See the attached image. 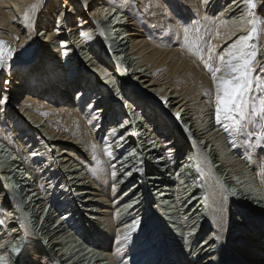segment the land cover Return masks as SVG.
I'll use <instances>...</instances> for the list:
<instances>
[{"label":"bare ground","instance_id":"1","mask_svg":"<svg viewBox=\"0 0 264 264\" xmlns=\"http://www.w3.org/2000/svg\"><path fill=\"white\" fill-rule=\"evenodd\" d=\"M254 2L256 3V8L253 10L254 17L264 20V0H254ZM33 3H36V0H0V40L5 41L8 47L15 50L8 66L1 68L8 70L0 73V79L4 73L7 75L2 85L0 80V101L2 100V103L0 102V113L3 112L4 105H9V102H20L17 104L19 107L24 106V102L28 101L36 102L46 109L49 106L50 109L53 106L56 107V109H52L60 115V117L58 116L60 120H57L58 124H62V122L65 124L63 123V126L60 125V130L56 132H52V130L48 133L53 137V139L48 141V145L49 148L53 147L58 150L55 152L53 148L51 149L54 150V153L59 154L58 158H60V164H62L64 170L62 166V170H58V167H55L57 165L54 160L52 166L57 169L54 171L56 177L66 173L71 178L70 181L62 179V182L65 187H68L67 190L71 188L79 189V193L76 195L77 199H80V204L83 208L79 207L77 202L76 206L72 207L71 203L75 201V196L73 198L65 196L66 202L70 200L67 204L72 207L71 214L65 212L61 216L58 214V216L52 218L51 207H49L48 213L40 224L39 218L43 216L45 209L48 208L47 206L54 205L50 203L52 201L50 200V192L53 190L50 189L54 186L52 184L54 180L50 179V175L47 174L48 170L45 171V175H42L39 169L40 166H37L38 168L34 170V167L29 166V164L27 170H30L29 172L34 178L32 179V175L25 171L24 174L29 175L28 179L21 171H16L13 163L9 169H14V172L9 173L8 169L5 179H12L15 185H18L19 189L17 191H19L20 201L16 199L17 197L13 193L16 198L12 202L13 205L11 206L10 204L12 208L9 211L12 212L14 217L8 218L11 220H8V222L15 225L12 221L16 220L20 229L24 231L19 232L20 234L18 235L16 234L18 232L14 230L16 226L12 227L10 229L12 233L11 231L10 233L13 237L10 240V244L14 242L15 239L13 238L21 237L19 246L22 244L21 241L24 240L22 256L28 264H125L123 256L130 251H132L133 255L127 259L128 264H139L137 258L145 256L142 259V264H180L182 261L179 255L170 249L171 246L172 248L173 246L179 248L177 244L179 243L180 245V241L177 233L181 226L189 227L193 232L196 229L203 230L205 228L204 222L207 221L203 213L207 212L208 208L214 225L213 232L217 231L216 233H218V243L216 244L212 237H206V240L197 243L199 237H202V233L196 235L193 238L194 240L191 239L192 246L195 245L196 247L184 252L186 248L191 247L188 245V247H184V251H180L185 254L190 253V257L186 260L196 257L193 262L189 261L187 264H264V145L262 144L263 147L259 146L263 141L258 144L257 136L255 134L251 136L254 139V141H251L254 151L251 153L250 173L240 162H234L231 160L232 158L228 157V153L234 152V146L228 145L229 147L225 148V136L223 137V134L232 130H225L224 124L226 121L222 120L223 122L220 124L216 120L212 122L210 120L212 117H210L208 111H211L213 107L212 100H214L215 104V85L212 78L210 79L204 75V62L202 63L200 59L201 54H204V56L211 55L207 59L213 58L211 62L216 61L218 67L220 66L219 56L225 55L240 37L250 34L252 25L248 21L254 17L247 15L245 0H116L114 6L111 4V0H58V2L57 0H41L38 10L35 13L29 12L31 21L26 24L23 20L24 13L30 9ZM114 7L122 8L119 10L124 11V16L126 17L125 31L116 37V32L112 29V26L117 20L111 22L116 17L115 13L112 14V8ZM67 8L68 12L65 11ZM63 12L64 17L61 19V13ZM71 12H73L72 15H70ZM43 16L46 19L45 23L42 22ZM70 16L73 17L72 21L69 19ZM107 18L108 25L104 27L102 33L97 35V31H94L95 24ZM51 20L54 23L51 24ZM193 21L197 23L207 21L208 27L204 26L203 28H207L205 31H209L204 34L200 33V38L203 37L205 43L210 39L209 49H211V53L208 50L205 52L201 48L205 44L199 39H196V42L190 41L191 44L188 42L189 37L187 38V36L189 35L187 34L188 30L193 28ZM39 27V33L43 34L42 39L39 38V35H36V29ZM82 32L87 33L91 38L86 39L81 35ZM93 33L95 34L92 35ZM96 37L103 44H106V47L108 45L106 40H110L112 43L115 40V42L120 44L126 39L125 45H127V48L122 45V49L117 47L113 52H110V49L108 50L109 53L107 55L110 54L113 57L115 66L117 65L116 58L120 57V55H124V59H129L131 63L130 69H132L131 74L134 78L132 81L136 80L137 84L144 86L143 88H146L147 92L154 96L152 100L146 98L154 102L156 106L158 103L162 110L169 108L170 111L174 112L175 117L180 119L181 126L189 125L190 133L187 132L186 135L189 142L193 143L196 140V148L197 144L201 143V145L204 144V149H206L210 142L211 147H215L210 150L211 155L209 153L208 158L196 149L198 167L195 172L192 171L194 161H191L194 157L189 155L190 149H188L187 145L181 146L179 140H175L177 138L176 132L180 128L175 129V132L171 131L166 121L161 116H158L159 114L155 113L154 108L148 105L147 102H141L136 96H131L129 99L127 97L128 101L134 100L135 106H137L134 108L137 116L140 112L144 117L141 120L146 121L149 127H138L139 125L137 124L143 125L140 121L137 123L135 121L133 123L126 121L128 126L120 124L122 120L119 108L114 102L112 103V94L106 91V83H98L94 81V77L95 75L103 76V79L109 81L108 85L111 84L118 96L123 94L124 87L127 85L133 86V84L129 82L127 73L125 71L123 73V70L121 71V77H116V74L119 73H113L115 68L111 66V63L109 66L106 62L105 54H101L97 50V43L99 44V42H97L98 39ZM197 40L199 41L197 42ZM254 43L258 45L257 61L254 65L256 71L254 73L260 71L264 78V69L260 67L261 64H264V24H261L259 40L257 41L253 38L249 41V44ZM198 46L201 47L198 48ZM31 50V56L35 55V57H31L29 60H35L37 56L43 58L42 62L36 66L24 65L27 60L19 57L23 53L31 52ZM79 51L84 52L83 54H88V56L97 52L100 54L99 57L94 56L93 60L88 61L90 63L89 66L95 69V71L90 70L94 79L85 73V75L81 74L77 78L75 69L77 68L76 65H79V62L77 63L79 59L77 53ZM206 53L207 55H205ZM227 59L228 57L225 55V60ZM57 62L63 65V68L67 71H62L55 67ZM100 65L106 69V74L105 69L100 67ZM33 67L36 68L35 72H42L43 76L49 79L48 84H50V86L46 85V89H41L42 86H40V91L37 93H34L36 88L33 87L31 89L28 86L30 84L25 83L23 80ZM119 69H121V66ZM77 70L82 71L83 69L80 67ZM129 71L128 69L127 72ZM154 73L156 74L155 76L160 77L155 79ZM217 75L224 76L225 72L221 71ZM19 82L22 84L20 87L22 91L15 98L14 94L20 92L17 91L18 88L16 87ZM92 82L96 85L92 86ZM80 83H84V85L82 86ZM99 87L101 89H98ZM136 88L137 94L142 95L141 90L138 87ZM183 88H185L184 92L182 91ZM54 92H57V94ZM7 94L10 98L9 101ZM54 94L56 95L55 97H53ZM93 94H95L93 98L95 100L91 101ZM107 96L110 97L109 100H105ZM210 96L212 97L210 98ZM44 97L46 100H42ZM210 99L212 100L210 101ZM69 102L70 104L73 102L72 105ZM109 103L112 107L108 110ZM68 106L69 108H67ZM19 112V114L25 115V120H31L32 125H34L31 127L33 130L43 127L40 122L41 117L37 118L31 112L24 111L22 107ZM47 116L51 117L52 115L47 114ZM98 119L101 121V124H99L100 128L97 125ZM153 125L154 127H152ZM134 126L137 127L136 130L138 132L139 130L142 131V134L140 133L142 136L135 132L138 143L135 144L132 139L128 141V138L122 141V138L129 130L135 131ZM146 128H150L153 131ZM18 129L20 131L16 127V131L13 133L16 139L17 135H20L21 139L27 136L23 133V129ZM226 138H228V135ZM21 139L18 137V140L24 145V149L15 146L21 153L20 156L26 157L25 152L27 151L28 157L33 159L37 157L38 150L36 148L35 150L33 149L32 142H30L32 145H29L30 143L27 140H24L26 143H23ZM145 139L154 141L153 144H161V147L158 150V147H153L154 145L148 148L145 146L147 143ZM173 139L175 141L172 143ZM1 146H8L0 140V156L2 157L4 154ZM136 147H140L139 150L141 149V161L143 162V170L147 173L146 176L150 178L151 174H157L160 183L157 182L159 185L151 184L147 179L145 181L144 177H141V179L143 178L141 180L142 186V183L140 186H136L138 184H135V186L130 185L124 190L128 183L132 182V179L135 180V175L138 173L135 172L136 168L134 166L136 162L134 161V156H127L128 152H130L129 148L133 149ZM64 148L68 150L62 152ZM171 148L178 149L174 159L170 157L172 156ZM191 148L194 149V147ZM10 149L12 148L10 147ZM160 151L162 155L158 154ZM182 153L186 155H182ZM51 156L53 157V154ZM210 158L215 161L211 163ZM162 159L164 161L160 162ZM150 161H153L152 165ZM16 162L18 163L17 160ZM183 164L185 165L182 166ZM179 166L180 168L182 166V169L184 167V170L185 168L187 169L190 178H195L196 176L199 177L198 181L202 180L204 185L202 188L204 187L207 197V207L206 203L204 206L203 202H201L195 208L198 200L194 202V198L199 194V186L196 188L190 186V182L181 183L180 185L171 183L169 185L171 181L170 175L177 180L181 176V169L177 170ZM168 169L171 171L169 177L166 175ZM209 173L210 175H215L213 179L210 178ZM45 178L50 181L48 183L50 185L48 186L50 187L49 191L45 189L46 185H48ZM31 181L35 182L34 189ZM165 181L167 184H165ZM7 182L9 183V181ZM229 182L236 187L237 193L230 192L228 188L225 189ZM150 187L154 189L155 194L158 193L155 200L152 198V192L150 193ZM31 193L33 195L27 202L24 198H29ZM171 193L172 195H170ZM138 194L139 196H137ZM238 194L241 196L240 202L243 205L240 208L249 214L241 211L246 216H250V220L256 218L254 221L256 224H249L248 226L251 228V233L248 230L250 228L247 225L245 227L241 218L237 219L239 214L237 213L236 205L238 202H234V197ZM1 196L2 194L0 195V200ZM172 196L174 201L170 200ZM39 197L43 198L42 200L45 201V204L41 203L42 201H38L40 200ZM36 198L38 199L36 200ZM142 198L145 202L144 205L143 200L139 202ZM183 199H186V202ZM244 199L245 203L243 202ZM182 200L183 202H181ZM190 200H192L191 203ZM165 202L169 205L174 203L175 206L178 205L180 211H183L181 224L180 222L170 224V220L173 219L174 221V219L178 218V214L174 213V217L167 215ZM187 203L192 207H186ZM156 204L157 206H155ZM249 205L251 207L245 209ZM198 208L201 209L198 210ZM74 209H77L76 211L83 209L82 211L86 213L84 216L86 221L87 219H93V221L95 220L98 223L93 227L91 226L93 229H89V232H94L91 239L94 240L96 237L99 239L97 241L99 243L98 249L100 248L102 253H98V255L94 253L92 256L90 255V259L86 257L87 254H84V252L82 254L84 250H76L80 247L79 244L76 246L71 240L68 241L69 238L66 240L68 236L63 235L65 234H62L63 231L61 232V237L53 236V233H57L59 228L60 232L72 222L73 214L76 213ZM154 209L163 211L162 214L168 221L163 220L164 222L162 223L154 222L155 225L150 221L147 222L146 220L150 218L148 213L153 214L152 211ZM190 211H192L191 214ZM25 213L29 216L28 219ZM130 215H133V217L127 220ZM154 215H151V218ZM233 216L237 217L238 223L233 222L235 221ZM32 221L35 224L32 225ZM59 221L61 222L55 227L54 225ZM133 224H135L134 228L131 227ZM162 226H165L166 229H162ZM32 230L40 234V239L33 235ZM148 232H150L149 241ZM210 239L212 240L209 241ZM40 241L46 242V247ZM143 245H149V247L147 246V251L141 252ZM10 247L11 245L8 248L4 247L7 249L6 251L5 249L3 252L0 251V257L6 258V264L8 263L6 256L10 254ZM46 249L52 255L46 254ZM96 256H103L105 262H100ZM93 258L94 260L91 261Z\"/></svg>","mask_w":264,"mask_h":264},{"label":"rangeland","instance_id":"2","mask_svg":"<svg viewBox=\"0 0 264 264\" xmlns=\"http://www.w3.org/2000/svg\"><path fill=\"white\" fill-rule=\"evenodd\" d=\"M52 1V0H51ZM118 1V0H117ZM57 2H58V0H57ZM61 3V2H60ZM111 4L114 6L115 4H116V0H111ZM61 6H62V3H61ZM64 6V5H63ZM73 8V7H72ZM119 9H122V8H119ZM118 8H112V14H116V17H114V19L111 21V22H113L114 20H117V22H114L113 23V26H112V29L116 32V34H115V37L116 36H119V34H122L125 30V21H126V17L124 16V11H121V10H119ZM119 10V11H118ZM172 10V9H171ZM65 11H69L68 10V8H67V10H65ZM72 13L73 12H71L70 13V15H72ZM64 17V12L63 13H61V19ZM42 18V17H41ZM72 16H70L69 17V19H71V21H72ZM122 18V19H121ZM129 18V17H128ZM124 19V20H123ZM108 21V18L107 19H104L102 22L101 21H99L97 24H95V28H94V31H97V35H99L100 33H102V31H103V29H104V27L106 26V25H108L107 22ZM42 22H46V19L44 18V16H43V18H42ZM55 22H56V20H55ZM120 22V23H119ZM204 22H205V24H204ZM52 23H54V21H52L51 20V24ZM118 23V25H116ZM200 23V24H199ZM199 23H197V22H194L193 21V23H192V25H193V28H191L190 30H188V34L187 35H189V36H187V38L189 39H187L188 40V42L191 44V42L190 41H195L196 42V39H199L200 41H203L204 42V39H203V37H201L200 38V33H202V34H204V33H206V32H208V31H205V30H207V28H203L204 26H206V27H208V25L206 24L207 23V21H201V22H199ZM50 24V25H51ZM199 24V25H198ZM61 25H63V23H61ZM191 25V26H192ZM118 26V27H117ZM118 29V30H117ZM194 29H195V31H194ZM204 29V30H203ZM117 30V31H116ZM201 32H200V31ZM39 31H40V27L39 28H37L36 29V35H39V38L40 39H42L43 38V34H41V33H39ZM45 32V31H44ZM118 33V34H117ZM210 33V32H209ZM95 33H93L92 35H94ZM198 34V35H197ZM41 36V37H40ZM198 37V38H197ZM192 38H195V39H192ZM96 39H98V37H96ZM121 39V38H120ZM123 39V38H122ZM255 39V38H254ZM199 40H197V42L199 41ZM125 41V42H124ZM124 41H122V43L120 42V44H119V42H115V40L113 41V43L112 42H110V40H106V43H108V45H107V47H106V44H103V42L100 40V39H98L97 40V42H99V44L97 43V46H98V51L101 53V54H105V56H106V58H107V60H106V62H107V64L110 66V63H111V66L112 67H114L115 69H114V71H113V73H119V74H116V77L118 76V77H121V74H122V72L124 73V71H125V73H127V77L129 78L128 80H129V82L131 83V84H133V86L131 85H127L126 87H124V91L122 92L123 94H120L119 96L117 95V92H115V90H113L114 88H112L111 87V84L110 85H108V83H109V81H106V80H104L103 79V76H97V75H95V79L93 78V76H92V73H90V70H93V71H95V69H92V67H90L89 65H90V63L88 62V61H90L91 59L93 60V57L94 56H97V57H99V53L97 52L96 54H91V55H89L88 56V54H83L82 52H80L79 51V53H77V57L79 58L78 59V61H77V63L79 62V65H76V67L79 69L80 67H81V69H83L82 71H80V70H77V68L75 69V73H77V78L82 74V75H85V74H87L88 76H90V77H92L93 79H94V81H97L98 83L99 82H104V84H105V86H106V88H107V90L106 91H108L110 94H112L111 95V100H113L112 101V103L114 102L115 104H116V106H117V108H119L118 110L120 111V115H121V120H122V122L120 123V124H125V125H127L126 123L129 121V122H132L133 123V121H135L136 123L137 122H141V123H143V125L142 124H137V125H139L138 127H140V126H143V127H149V124L148 123H146V121H143V120H141L142 118H144L143 117V115L142 114H140V112L138 113V116H137V113H136V111H135V109L134 108H136L137 106H135V102H134V100H129L128 101V99H129V97H131V96H136V97H138L139 99H140V101L141 102H147L148 103V105H150L152 108H154V110H155V113H157V114H159L158 116H161V118L164 120V121H166V123L169 125L168 126V128L171 130V131H174L175 132V129H177V128H180L181 129V131H180V129H178L177 130V132H176V135H177V138L175 139V140H179V143H180V145L182 146V145H187L188 146V149H190L189 151H190V153H189V155L191 156V157H194V159H195V161L193 162L194 164H193V166H192V171H194L195 172V169H197V158H198V153L196 152V149H197V151H199L201 154H204L205 155V157L207 156V158H208V154L210 153V150L212 149H214L215 147H211V142L207 145V148L206 149H204L205 148V146H204V144L203 145H201V143H199V144H197V148L195 147L196 146V140L193 142V143H191V142H189V139H188V136L186 135L187 134V132H189L190 130H189V125L188 126H185V127H183V126H181L180 125V123H181V121H180V119L178 118V117H175V115H174V112H172V111H170L169 110V108H166V110H162V107L161 106H159L158 105V103H157V106H156V104L154 103V102H151V101H149V99H147V98H150L151 100H152V98L154 97L152 94H150V92H147V90H146V88H143L144 86H142L141 84H137V81L136 80H133L132 81V79H134L133 78V76H132V74H131V71H132V69H130V66H131V63L129 62V59H124V55H120V57H117L116 58V60H117V65L115 66V63H113L114 62V59H113V57L109 54V55H107L109 52H108V50L110 49V52H113L114 50H115V48H123V46H126V47H124V48H127V45H125V43L127 42L126 41V39L124 40ZM209 41H210V39H208V41H207V43H205L204 42V44L205 45H203L204 46V48H203V46L201 47V46H198V48L199 47H201L202 49H204V51L206 52V50H210L209 48H210V44H209ZM115 44V45H114ZM255 44V43H254ZM104 45V46H103ZM120 45V46H119ZM123 45V46H122ZM207 46H208V48H207ZM35 47V46H34ZM121 48V49H122ZM120 49V50H121ZM197 49V48H196ZM116 50H119V49H116ZM119 50V51H120ZM197 50H199V49H197ZM207 51V52H208ZM203 52V51H202ZM31 53H32V50H31V52H26V53H23L21 56H19L21 59H23V60H27V62H25V64L24 65H33V66H36L37 64H40V62H42V60H43V58H41V56L40 57H38L37 56V59H35V60H29L31 57H35V55H32L31 56ZM209 53H211L210 51H209ZM208 53V54H209ZM126 54V53H125ZM129 54V53H128ZM201 55H203V57H204V60L202 61L201 60V62L203 63L204 61H208L209 63H211L214 67H217V64H216V61H214V62H211V61H213V58H211L210 60L209 59H207V57L208 58H210V56H204V54H201ZM205 55H207V53L205 54ZM104 56V57H105ZM120 58V59H119ZM76 64V63H75ZM60 63L59 62H57V63H55V67H57V68H59V70H62V71H67V70H65L64 68H63V65H60ZM203 65V64H202ZM120 66H121V69H119L120 68ZM69 67V66H68ZM83 67V68H82ZM100 67H103V66H101L100 65ZM111 67V68H112ZM52 68H53V64H52ZM104 68V67H103ZM105 69V68H104ZM128 69L130 70L129 72H127L128 71ZM6 71V70H8V69H1L0 68V73L2 72V71ZM35 70H36V68L35 67H33L32 68V70L30 71V72H28L27 73V76L23 79L24 81H25V83H29L30 85H28V86H30V88L32 89L33 87L34 88H36L35 90L36 91H34V93H37V92H39L40 90H39V88H40V86H42V88L41 89H46L47 88V86L46 85H49L50 86V84H48V81H49V79L48 78H46L45 76H43V73L41 72V73H39V72H35ZM115 70H116V72H115ZM123 70V71H122ZM127 70V71H126ZM77 71H79V72H77ZM104 71V70H103ZM118 71V72H117ZM122 71V72H121ZM206 71V72H205ZM137 72H139L138 70H137ZM85 73V74H84ZM203 73H204V75H206L208 78H210L211 79V73L207 70V69H203ZM105 74H106V69H105ZM112 74V73H111ZM1 75V74H0ZM156 74L154 73V76H155ZM6 74L4 73L3 74V76H1V85H2V82L4 81V79L6 78ZM151 76V75H150ZM152 76H153V74H152ZM254 76L256 77V80H254V83H253V91L251 92V97H252V100L253 101H256V100H258V98L261 96V95H264V93H262L261 91H259V90H257V83H256V81H258V80H260L261 78H263V75L260 73V71L259 72H256V73H254ZM115 77V78H116ZM117 77V78H118ZM160 76H155V79H157V78H159ZM73 79V78H72ZM160 79H162V78H160ZM82 86L84 85V83H80ZM94 82H92V86H94ZM137 84V85H136ZM4 85V84H3ZM96 85V84H95ZM22 86V84H21V82H19L18 84H16V87L18 88V90L17 91H20V92H18V93H15L14 94V97L15 98H17L18 97V95H20L21 94V87ZM102 86V85H101ZM136 87H138V89L139 90H141V94L142 95H138L137 94V88ZM103 88H104V86H103ZM37 89H38V91H37ZM75 89V88H74ZM98 89H101V87H99ZM136 89V90H135ZM184 89L185 88H183L182 89V91L184 92ZM103 90V89H102ZM104 91H105V89H104ZM74 92H76V91H74ZM47 93V92H46ZM55 94H57V92H54ZM107 93V92H106ZM139 93H140V91H139ZM54 94V96L53 97H55L56 95ZM94 95L95 94H93V96H92V99H91V101H93V100H95V99H93L94 98ZM186 95V94H185ZM7 96H8V94H7ZM117 96V97H116ZM140 96V97H139ZM127 97H128V99H127ZM147 97V98H146ZM212 96H210V98H211ZM8 98H9V96H8ZM7 98V99H8ZM71 98V97H70ZM69 98V99H70ZM116 98H118L117 100H116ZM10 99V98H9ZM46 100V98L44 97V98H42V100ZM110 99V97L109 96H107V97H105V100H109ZM24 100V99H23ZM71 100V99H70ZM212 99H210V101H211ZM50 101V100H49ZM213 101V107L211 108V111H208V113L210 114V117H212L210 120H211V122L214 120H216V118H215V104H214V100H212ZM1 103H2V100L0 101ZM130 102H131V106H130ZM20 102H16V103H12V104H9V105H4V110H2L3 112H1L0 113V140H1V142L2 143H4L5 145H7L8 147H4V146H1L2 147V152H3V156L1 157L0 156V195L2 194V198H1V200H0V220H2V221H4V223L3 224H0V251L1 252H3V250L5 249V248H8V246H10L11 245V247L9 248V251H10V254L9 255H7L6 257L8 258V263L7 264H28V262L26 261V259L22 256V252H23V250H24V241H21L22 243H23V245H22V247H21V245L19 246V240L21 239V237H17V238H13V239H15L14 240V242L12 243V244H10L11 243V241L10 240H12V237H13V235H11V233H12V231L10 230V229H12V227L14 228V226H16L15 228L16 229H14V230H16L18 233H16V234H20L21 232H23L22 231V229H20V226L18 225V223H17V221L16 220H14V221H12V222H14L15 223V225H13V224H11L10 222H8V220L9 221H11L10 219H8V218H12V217H14V215L12 214V212L11 211H9L12 207V205H13V201H15V197L13 196V193L15 194V196L18 198V192L19 191H17L18 189H19V187H18V185L16 186L15 185V182H14V180H12V179H5L6 178V176L5 175H7V170L11 167V165H13V163L15 164V168H16V171L17 172H22L23 174H24V172L25 171H28V173L29 174H31V172H29L30 170H27V168H28V164H29V166H33L34 167V170H36V168H38L37 166H40L39 167V169L41 170L40 172H42L41 174L42 175H45V171L46 170H48V175H50L49 177H50V179H52V180H54V182L52 183L54 186H52V188L50 189V190H52V192L54 191V193L56 194H54V193H52V192H50L51 193V195H50V200H52V201H50V203H51V205L52 204H54V205H52V206H47L48 208H46L45 209V212H44V214H43V216L42 217H40L39 218V222H40V224H41V222L44 220L43 218H45V216H46V214L48 213V210H49V207H51V215H52V218H54L55 216H58V214L61 216L62 215V213H65V212H68V213H70L71 214V210H72V207H74V205L75 204H77V203H79L78 205H79V207H81V204H80V199L78 200L77 199V193H79V189L77 190V189H75V188H71L70 190H67L68 189V187H65V184L62 182V179H65V180H68V181H70L71 180V178L65 173V174H63V175H59L58 177H56V173H54V171L55 170H57V169H54V166H52V163L55 161V163H56V165L57 166H55V167H58V170H60L61 169V166H62V164H60V158H58V153H54V150H55V152L56 151H58V150H56V149H54L53 147H51V148H49V145H48V141L49 140H51V139H53V137L51 136V135H49L48 133L49 132H51L52 130V132H56V131H58V130H60L61 128H59V127H61V126H63L65 123L64 122H62V124L61 123H59L58 124V122H57V120H60V118H58V116L60 117V115H58L57 114V112H54V108L56 109V107H51V109H50V106L49 107H47V109H48V111H47V109L44 107V106H42V105H39L38 103H32V102H30V101H28V102H24V106L22 105L21 106V104H20V106L24 109V111L26 110V111H28V112H31V114H33V115H35L37 118H40V122H41V125L43 126V127H39V128H36L35 130H33L31 127H33L34 125H32V122H31V120H28L27 121V119L25 120L24 119V116L25 115H21V114H19L20 112V108L21 107H19V105L17 106V104H19ZM30 103H31V107H30ZM73 103V102H72ZM72 103L70 104V102H69V104L70 105H72ZM129 103V104H128ZM110 104V103H109ZM69 105V106H70ZM29 106V107H28ZM36 106V107H35ZM52 106V105H51ZM69 106L67 107V108H69ZM159 106V107H158ZM112 106H111V104L110 105H108V110L111 108ZM31 108H33V109H31ZM53 108V109H52ZM71 108V107H70ZM31 110V111H30ZM52 110H53V112H52ZM7 112V115H6V112ZM40 111V112H39ZM50 111V112H49ZM201 111V110H200ZM5 112V113H4ZM52 112V113H51ZM249 112H251V105H250V107H249ZM47 114H50V115H52L51 117H48L47 116ZM11 115V116H10ZM174 115V116H173ZM10 116V117H9ZM141 116V117H140ZM23 117V118H22ZM9 118V119H8ZM24 120H25V122H24ZM100 119H98V122H97V125H98V127L100 128L101 126L99 125V124H101V121H99ZM145 120V119H144ZM249 120H250V122L249 123H247V125H246V127L242 130V131H239V132H236V131H228L227 133H225V134H223V137H224V146H225V148H227V147H229V146H234L233 147V151L234 152H232V153H228V157H230V159L232 160V161H234V162H236V161H238V162H240L243 166H245V168H247V170L249 171V173L251 172V163H250V161H251V153L254 151L253 149V147H252V144H251V141H254V139L251 137L253 134H255V133H257V132H259L260 131V128H259V119L257 118V117H252V116H250L249 117ZM258 120V121H257ZM27 121V122H26ZM29 121H30V123H29ZM127 121V122H126ZM143 121V122H142ZM11 124H10V123ZM44 122H45V124H44ZM48 122V123H47ZM223 122V121H222ZM225 122V121H224ZM252 122V123H251ZM25 123V124H24ZM29 123V124H28ZM64 123V124H63ZM131 123V124H132ZM227 123V122H226ZM10 124V125H9ZM221 124V123H220ZM51 125V126H50ZM61 125V126H60ZM254 125V126H253ZM13 126H15L14 128H13ZM45 126H46V128H45ZM136 126V125H135ZM134 126V127H135ZM222 126V125H221ZM256 126V127H255ZM16 127H17V130L18 131H20L18 128H21V129H23V133H25L27 136H25V137H23L22 139L20 138V135L18 136L17 135V139L15 138V136H14V131H16ZM53 127V128H52ZM121 127H123V126H121ZM152 127H154V125L152 126ZM25 128V129H24ZM45 129V130H44ZM50 131H49V130ZM137 129V127H135V131L134 130H132V131H130L129 130V132H127V134H125V136L122 138V141L123 140H125V139H127L128 138V141L129 140H134L135 141V144H137L138 142L136 141L137 140V134L138 135H141L142 134V131H140L139 130V132L136 130ZM146 129H150V128H146ZM183 130V131H182ZM254 130V131H253ZM28 131V132H27ZM46 131V132H45ZM150 131H153L152 129H150ZM256 131V132H255ZM27 132V133H26ZM137 134H136V133ZM185 132V133H184ZM254 132V133H253ZM141 133V134H140ZM190 133V132H189ZM248 133H253L252 135H249ZM106 134V133H105ZM233 134V135H232ZM48 135V136H47ZM228 135V138H226V136ZM229 135H231V136H229ZM50 136V137H49ZM142 136V135H141ZM164 136V135H163ZM256 136V135H255ZM18 137H19V139H21L22 141H23V143H26V142H24V140L26 141H28L29 143L30 142H32V144L30 143L29 145H32L34 148V150H35V148L38 150V156L37 157H35L34 159L33 158H30V157H28V152L26 151L25 152V156L26 157H24V156H20L21 155V153L18 151V149L15 147V146H19L20 148H23L24 149V145L22 144V142L20 141V140H18ZM30 138V139H29ZM45 138V139H44ZM47 138V139H46ZM10 139H12V140H10ZM41 139V140H40ZM231 139V140H230ZM253 139V140H252ZM3 140V141H2ZM146 141H147V143L145 144V146L146 147H148V148H151L153 145V147L154 148H157V150L161 147V144L159 145L158 143H156V144H153L154 143V141H149V140H147V139H145ZM174 139L172 140V143H173V141H175ZM248 141V142H247ZM6 142H7V144H6ZM27 142V143H28ZM232 143V144H231ZM246 143V144H245ZM11 144H12V146H11ZM15 144V145H14ZM251 144V145H250ZM264 145V141L261 143V144H259V146H262L263 147V145ZM9 145H10V147L12 148V149H10V147H9ZM190 145V146H189ZM229 145V146H228ZM258 145V144H257ZM249 146V147H248ZM45 147V148H44ZM191 147H194V149H192ZM54 149V150H51V149ZM139 148L140 147H136V148H129V150H130V152H128V154H127V156L129 155V156H134V161L136 162V165L134 166L136 169H135V172H138L136 175H135V180L134 179H132L131 181L132 182H130V183H128V186H126V188L124 189V190H126L130 185H133V186H135V184H138V185H136V186H140V184L142 183L141 182V180H143V178L141 179V177H144V180L146 181V179H147V181H149V182H151V184H158L157 182H159L160 183V180L158 179V175L156 174H151L150 175V178L149 177H147L146 176V172L143 170V162L141 161V149L139 150ZM259 148V147H258ZM17 149V150H16ZM48 149V150H47ZM62 150V149H61ZM68 149H65L64 148V150L62 151V152H66ZM135 150V152L136 153H134L133 151ZM252 150V151H251ZM40 151V152H39ZM170 151H172V156H170L172 159H174V156H176V154H177V152H178V149L177 148H171V150ZM194 151V152H193ZM1 152V151H0ZM62 152H60V153H62ZM184 152H185V150H184ZM206 152V153H205ZM231 152V151H230ZM49 153H50V155H49ZM186 153V152H185ZM185 153H182V155L184 154V155H186ZM53 154V157L51 156ZM159 155H162L161 154V151L158 153ZM212 154H213V151H212ZM209 155H211V153L209 154ZM232 155V156H231ZM20 156V157H19ZM55 156V157H54ZM124 156H126V155H124ZM50 157V158H49ZM248 157V158H247ZM250 157V158H249ZM30 158V159H29ZM55 158H56V160H55ZM23 159V160H22ZM32 159V160H31ZM151 159V158H150ZM211 159V158H210ZM16 160L18 161V163L16 162ZM29 160V161H28ZM54 160V161H53ZM139 160V161H138ZM146 160V159H145ZM26 161V162H25ZM44 161V162H43ZM51 161V162H50ZM144 161V160H143ZM164 160L162 159V160H160V162H163ZM215 160H213V158L211 159V163L212 162H214ZM34 164H33V163ZM39 162V163H38ZM48 162V163H47ZM151 163V165L153 164V161H150ZM46 163V164H45ZM210 163V162H209ZM16 164H17V166H16ZM31 164V165H30ZM38 164V165H37ZM44 164V165H43ZM141 164V165H140ZM35 165V166H34ZM42 165V166H41ZM59 165V166H58ZM185 164H183L182 166H184ZM182 166H181V168H180V166L177 168V170H180L182 173H180V175L181 176H179V179L177 180V179H174V177L173 176H171L170 174H171V171L168 169V173L166 174L167 175V177H169V175H170V179H171V181L169 182V185H171V183H175L176 185L178 184V185H180L181 183H185V182H190V186H194L195 188L197 187V186H199V194L198 195H196V197L194 198V202L196 201V200H198V203L195 205V208L196 207H198V204L200 205L201 204V202H203V205L205 206V203H206V207H207V197H206V193H205V190H204V187L202 188V186H204L203 185V183H202V180H200V181H198V179H199V177H196L195 176V178H190V176H189V174L187 173V169L185 168V170H184V167H183V169H182ZM48 167H50V168H48ZM7 168V169H6ZM52 168V169H51ZM44 171H43V170ZM51 169V171L53 172H51V171H49ZM62 169H63V166H62ZM61 169V170H62ZM64 170V169H63ZM9 173H12V172H14V169H9ZM218 172H220V171H218ZM25 175V177L26 178H28L29 179V175H27V174H24ZM32 175V174H31ZM138 175V176H137ZM153 175V176H152ZM163 175V174H162ZM209 175H210V173H209ZM149 176V175H148ZM211 177V179H213L214 178V174H212V175H210ZM24 177V178H25ZM55 177H56V179H55ZM63 177V178H62ZM147 177V178H146ZM11 178V177H10ZM25 178V179H26ZM34 177H33V175H32V179H33ZM67 178V179H66ZM70 178V179H69ZM132 178H134V177H132ZM153 178V179H152ZM155 178V179H154ZM216 178V177H215ZM28 179H26V180H28ZM31 179V180H32ZM46 179V178H45ZM159 180V181H158ZM7 181H9V183L7 182ZM27 182V181H26ZM32 183V185H33V189H34V187H35V182H33V181H31ZM50 181H47V179H46V184H48ZM249 182V181H248ZM3 183V184H2ZM61 183V184H60ZM251 183V182H250ZM64 184V185H63ZM165 184H167V182L165 181ZM201 184V185H200ZM228 185H226L225 186V189H229V191L230 192H234V193H237V189H236V187L232 184V183H227ZM143 185V183L141 184V186ZM159 185V184H158ZM184 185V184H183ZM183 185H181V186H183ZM230 185V186H229ZM48 186H50L49 184L48 185H46V187H45V189H46V191H49V188L50 187H48ZM185 186V185H184ZM183 186V187H184ZM56 187V188H55ZM182 187V188H183ZM9 188V189H8ZM151 188V187H150ZM62 189V190H61ZM67 191H66V190ZM56 190V191H55ZM152 190V191H151ZM7 193H6V192ZM17 191V192H16ZM25 191H26V188H25ZM4 192V193H3ZM152 192V193H151ZM62 193V194H61ZM65 193V194H64ZM73 193V194H72ZM150 193H151V195H152V198H153V200H155V198L157 197L156 196V194H158V193H156L155 194V192H154V189H150ZM5 194V195H4ZM8 194V195H7ZM61 194V195H60ZM139 194H141V193H139ZM139 194L137 195V196H139ZM31 195H33V193H31V194H29V198H24L27 202L29 201V199L31 198ZM55 195V196H54ZM60 195V196H59ZM71 195V196H70ZM170 195H172V193L170 194ZM35 196V195H34ZM57 196V197H56ZM64 196V197H63ZM65 196H69L70 198H73L74 196H75V201L74 202H72L71 204H72V207H70L67 203H69L70 202V200L68 201V202H66L65 201ZM169 196V195H168ZM54 197V198H53ZM169 197H171V196H169ZM201 197V198H200ZM206 198V199H205ZM38 198H36V200H37ZM39 199L40 200H38L39 202H41V203H43V204H45V201L44 200H42L43 198L42 197H39ZM205 199V200H204ZM141 200H143V198L142 199H140L139 200V202L141 201ZM159 200V199H158ZM170 200H172V201H174V198H173V196H172V198H170ZM184 200V202H186V199H183ZM183 200L181 201V202H183ZM18 201H20V198H18ZM157 201V200H156ZM191 201L192 200H190V203H191ZM236 201L239 203V205H238V203H237V213L239 214L238 215V218L235 216H233V218H235V221H233V222H236V223H238V220L237 219H239V218H241V220L243 221V223L245 224V227H246V225H247V227L249 226V224L250 225H253V224H256L254 221L256 220V218H253V220L251 219L250 220V216H246L242 211H244V212H246V213H248L247 211H245L244 209H241L240 207L241 206H243L242 204H241V196H240V194H238L236 197H234V202L236 203ZM6 202H7V204H6ZM8 202H10V203H8ZM54 202V203H53ZM61 202V203H60ZM77 202V203H76ZM138 202V203H139ZM200 202V203H199ZM243 202L245 203V199L243 200ZM16 203V202H15ZM9 204V205H8ZM10 204H11V206H10ZM145 204V202H144V200H143V205ZM194 204V203H193ZM165 209H167L166 211H167V215H170L171 217H174L175 216V214L174 213H176V214H178L177 216H178V218H176V219H174V221H173V219L172 220H170L171 222H170V224H174V223H179L180 222V224H181V219H183L182 218V216H183V211H180L178 208V205L177 206H175L174 205V203L173 204H166V202H165ZM189 203H187V205H186V207H192L191 205H189ZM3 206V207H2ZM69 206V207H68ZM76 206V205H75ZM155 206H157V204L155 205ZM66 207V208H65ZM185 207V208H186ZM251 207V205H249L248 207H245V209H247V208H250ZM255 207V206H254ZM60 208V209H59ZM81 208H83V207H81ZM172 208V209H171ZM202 208H204V207H202ZM53 209V210H52ZM67 209V210H66ZM201 208H198V210H200ZM263 209H264V207H263ZM57 210V211H56ZM59 210V211H58ZM77 209H74V212H76V213H74L73 215H74V218H73V220H72V222H70L69 223V225H67V226H65V229L64 230H60V232H59V229H58V232L57 233H53V236L55 237H58V236H60L61 237V235L63 234V233H65V234H63V235H67L68 237H67V239L66 240H68V238H69V240L68 241H70L71 240V242L72 243H74V245H80V247H78L76 250L78 251V249H80V250H84V251H82V254H83V252H84V254H87V256L86 257H88L89 259L91 258V256H92V254H94L95 253V255H98V253L100 254V253H102V251L100 250V248L98 249V245H99V243L97 242L99 239L96 237L94 240L93 239H91V237L93 236V231L92 232H89L90 230L89 229H91L95 224H98L97 223V221H93V219H91V220H89V219H87V221L85 220V218H84V216L86 215V213L84 212V211H82V210H78V211H76ZM186 210V209H185ZM242 210V211H241ZM55 211V213H53L52 214V212H54ZM61 211V212H60ZM64 211V212H63ZM80 211V212H79ZM155 211V212H154ZM180 211V212H179ZM205 211V210H204ZM207 212H205V213H203L204 215V218L207 220H205L206 222H204L205 223V228L203 229V230H201L200 231V229H196V230H194V232H193V230H191V229H189V227L188 228H185V227H183V226H181L180 227V229H179V232L177 233L178 235H177V237H178V239H179V241H180V245H179V243L177 244V246H179V248L178 247H174L173 246V248H172V246H171V250L172 251H174V252H177L176 254H178L179 255V257H180V259H181V261L182 262H180V264H187L189 261L190 262H193L194 261V259L196 258H193V259H191V260H186V259H188V257H190V253H187V254H185L184 252H186V251H189V250H191V249H194V247H196L195 245L194 246H192V241H191V239H193V238H195L196 237V235H198L199 233H202V237H199V239H198V242L197 243H200L202 240L204 241V240H206V237L208 238V237H212V239L214 238V240H215V242H216V244L218 243V233H216V232H213L214 230H213V228H214V225H213V221H211L212 219H211V217H210V215H209V211H208V208H207V210H206ZM249 211H251V210H249ZM59 212V213H58ZM82 212V214H84V215H82V214H80ZM153 214H155L154 215V217L152 216V218H154L153 220H152V218H151V215H153L152 213H148V215L150 214V218H148L146 221L148 222V221H150L152 224H154V222L156 223H158V222H164L163 220H166V221H168L167 220V218L165 219L164 218V215L162 214L163 213V211H160V210H156V209H154L153 211ZM161 214H160V213ZM182 213V214H181ZM192 213V211H190V214ZM57 214V215H56ZM172 214V215H171ZM234 214H236V213H234ZM249 214V213H248ZM259 215V214H258ZM25 216L27 217V219H28V215L25 213ZM133 217V215H130V217L128 216L127 217V220H129V218L131 219ZM93 218V217H92ZM237 218V219H236ZM237 220V221H236ZM35 221H36V219H35ZM176 221V222H175ZM61 221H59L56 225H54L55 227H57L58 226V224L60 223ZM11 224V225H10ZM33 224H35L33 221H32V225ZM155 225V224H154ZM162 225V224H161ZM169 225V224H168ZM19 226V227H18ZM92 226V227H91ZM252 227V226H251ZM63 228V227H62ZM166 229V227L165 226H162V229ZM183 228V229H182ZM248 228H250V227H248ZM93 229V228H92ZM68 230H69V232H68ZM185 230V231H184ZM191 230V232H189ZM205 230V231H204ZM248 230H250V233H251V228L250 229H248ZM10 231H11V233H10ZM63 231V232H62ZM166 231H168V230H166ZM187 231V232H186ZM20 232V233H19ZM61 232H62V234H61ZM69 234H68V233ZM75 232V233H74ZM84 232V233H83ZM169 232V231H168ZM186 232V233H185ZM193 232V233H192ZM211 232H212V235H211ZM32 233H33V235L35 236V237H37L38 239H40V234L38 233H36V232H34L33 230H32ZM89 233V234H88ZM149 233L150 232H148L147 234V236H149ZM185 233V234H184ZM204 233V234H203ZM210 233V234H209ZM88 234V235H87ZM10 235H11V238H10ZM87 235V236H86ZM90 235V236H89ZM185 235H186V237H185ZM145 236H146V234H145ZM146 236V237H147ZM7 237V238H6ZM65 237V236H64ZM64 237H62V239H64ZM183 237V238H182ZM73 239V240H72ZM89 239V240H88ZM174 239V238H173ZM172 239V240H173ZM212 239H210L209 241H211ZM217 239V240H216ZM150 240V236H149V239H148V241ZM194 240V239H193ZM173 241H175V240H173ZM178 241V242H179ZM6 242V243H5ZM41 242V244L43 245V246H45L46 247V242H42V241H40ZM143 242V241H142ZM184 242V243H183ZM4 243V244H3ZM191 243V244H190ZM6 245V246H5ZM8 245V246H7ZM97 245V246H96ZM188 245H190L191 247L190 248H186V247H188ZM96 246V247H95ZM147 246L149 247V245H143L142 246V250H141V252H143V251H147ZM169 246V247H170ZM5 247V248H4ZM21 247V248H20ZM184 247L186 248V250L184 251ZM20 249L19 251H21V253H20V255L18 256V257H15L16 256V254L18 255V253H19V251H13V249ZM97 248V249H96ZM178 248V249H177ZM93 250L92 252H91V250ZM174 249V250H173ZM177 249V250H176ZM180 249H183V250H180ZM7 249H5V251H6ZM46 251V254H48L49 253V251H48V249H46L45 250ZM180 251H184V252H180ZM91 253V254H90ZM97 253V254H96ZM50 254V253H49ZM182 254V255H181ZM50 255H52V254H50ZM91 255V256H90ZM133 254H132V251H130L129 253H127V254H125L124 256H123V261L125 262V264H128L129 262H128V258H130L131 256H132ZM189 255V256H188ZM98 257V259L97 260H99L100 262H105V260H104V258H103V256H96V258ZM146 257V256H145ZM145 257H138L137 258V260H139V264H142V259L143 258H145ZM16 258V259H15ZM100 258V259H99ZM125 258H126V260H125ZM136 259V258H135ZM141 259V260H140ZM94 260V258L91 260V261H93ZM57 263V262H56ZM58 264V263H57ZM86 264V263H85Z\"/></svg>","mask_w":264,"mask_h":264},{"label":"snow or ice","instance_id":"3","mask_svg":"<svg viewBox=\"0 0 264 264\" xmlns=\"http://www.w3.org/2000/svg\"><path fill=\"white\" fill-rule=\"evenodd\" d=\"M41 0H36L29 10L25 11L23 20L26 24L30 23L31 16L29 12L35 13ZM247 7V15L254 17L253 10L256 8L254 0H245ZM248 23L252 25L250 34L242 36L239 40L231 46V49L225 54L228 59L225 60V55L219 56L220 66L214 67L208 61H204V67L211 73L212 81L215 85V118L217 123L222 120L227 123L224 124L225 130H233L236 132L242 131L247 123L250 122L249 117H257L259 119L260 131L255 133L257 136V143L264 141V95H261L258 100L253 101L251 92L253 91V83L256 80L254 72L256 71L254 65L257 61L258 45L249 44V41L255 38L259 40L261 32V24L264 20L259 17H254ZM86 39L91 37L85 33H81ZM211 51V49L209 50ZM14 49L7 46L6 42L0 40V68L8 66L12 59ZM199 55V53H197ZM203 61V55H200ZM260 67L264 69V64ZM224 71V76H218L217 73ZM257 90L264 93V78L256 81ZM251 105V112L249 107ZM252 135L253 133H248ZM115 175V173H113ZM4 221L0 220V224ZM131 227H135L133 224ZM13 251H19L13 249ZM0 264H6V258L0 257Z\"/></svg>","mask_w":264,"mask_h":264},{"label":"built area","instance_id":"4","mask_svg":"<svg viewBox=\"0 0 264 264\" xmlns=\"http://www.w3.org/2000/svg\"><path fill=\"white\" fill-rule=\"evenodd\" d=\"M133 152L136 153L135 150Z\"/></svg>","mask_w":264,"mask_h":264}]
</instances>
